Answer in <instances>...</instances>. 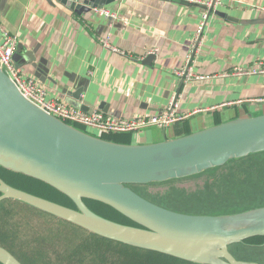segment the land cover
<instances>
[{"label":"crops","instance_id":"obj_1","mask_svg":"<svg viewBox=\"0 0 264 264\" xmlns=\"http://www.w3.org/2000/svg\"><path fill=\"white\" fill-rule=\"evenodd\" d=\"M206 1L118 0L108 6L113 20L55 0H0V26L17 37L16 68L46 89L47 100L129 120L161 113L175 99L185 119L165 131L111 134L128 135L124 144L154 143L264 110V74L239 73L264 67V0H221L189 66L205 78L185 83L175 74ZM80 88L77 102L70 94Z\"/></svg>","mask_w":264,"mask_h":264},{"label":"water","instance_id":"obj_2","mask_svg":"<svg viewBox=\"0 0 264 264\" xmlns=\"http://www.w3.org/2000/svg\"><path fill=\"white\" fill-rule=\"evenodd\" d=\"M55 1L80 15L118 0ZM81 95L80 88L70 97L78 102ZM260 153L264 110L154 143H117L47 113L20 92L0 66V168L52 187L75 208L14 188L1 178L0 203L19 202L95 236L191 264H259L236 259L230 247L264 237V206L219 215L188 214L159 206L131 186L188 179ZM84 200L102 203L137 226L99 216ZM0 264L22 263L0 246Z\"/></svg>","mask_w":264,"mask_h":264},{"label":"trees","instance_id":"obj_3","mask_svg":"<svg viewBox=\"0 0 264 264\" xmlns=\"http://www.w3.org/2000/svg\"><path fill=\"white\" fill-rule=\"evenodd\" d=\"M74 126L83 129L78 125ZM102 137L106 140L117 143H124L129 140L128 135H103ZM249 159H258L255 163L259 165L257 167L246 165L243 170L240 168L226 173V178H224L226 181L222 186H231L232 189H243L244 187L237 186L238 183L235 181L241 179V172L244 170L248 174V178L253 177V174L255 173H261L262 169H260V166L264 163V153L251 155L244 159L229 162L223 167L215 168L204 174L191 178H199L214 173L216 174L218 171L227 170L234 163L237 164L249 161ZM262 168H264V165ZM0 177L5 183L14 188L69 208H75L69 198L38 180L2 168H0ZM261 179L257 178L253 180L262 181ZM174 182L176 181L158 184V186L169 187L168 191L160 193L161 195H159V198H154L153 195L151 197L141 191V189L147 188V186L154 185H133L131 188L147 200L177 212L208 215H219L225 210L230 211V213L241 212L235 211L232 208V204H234L232 201L220 197H216L217 199L212 200L211 198L214 197L210 196L206 197L207 200L200 198V200L209 203L205 204V207L197 206L196 202L193 204L194 202L192 201L195 198L194 194L197 191L194 193H188L187 190L182 188L170 187L174 185ZM261 186H264V184ZM222 187L219 189H222ZM202 190L208 192L211 191L210 187ZM201 192L202 191H199L198 194H201ZM156 194L158 195V193ZM84 202L90 210L99 216L120 224L137 226L129 219L102 203L90 200H84ZM31 218L39 221V224L35 228H32L31 225H29ZM19 224H24L26 227L31 228L30 233L25 234L23 238L20 235L24 232L19 228ZM101 243L104 245L107 243L111 246H105L102 248L100 246ZM0 246L7 249L13 256L21 261L22 264H159L160 261H166L165 259L180 264H191L159 253L129 247L121 243L95 236L65 221L56 219L55 217L12 200H5L0 203ZM260 250H264V237H254L243 243L235 244L230 247V252L237 259H242L239 253L241 251L253 254V252ZM50 253H52L53 256H50ZM243 259L257 261L260 264H264L262 258L261 260L246 257Z\"/></svg>","mask_w":264,"mask_h":264},{"label":"built area","instance_id":"obj_4","mask_svg":"<svg viewBox=\"0 0 264 264\" xmlns=\"http://www.w3.org/2000/svg\"><path fill=\"white\" fill-rule=\"evenodd\" d=\"M220 4L221 0H208L204 3L207 10L203 12L201 16L185 64L183 67L175 71V74L182 78L185 83L203 80L205 78L193 74L191 69H189V66L197 52L203 31L210 18V14L213 9ZM91 12L98 17L113 20L117 18V13L110 10L108 7L92 8ZM101 43L104 46H108V39L101 40ZM17 44V37L9 34L8 31L0 26V66L11 77L20 92L27 99L65 123L78 125L84 130L93 131L96 134L103 136L111 134H139L142 131L153 127L157 129L168 128L174 123L185 119V116L179 115L178 103L175 99H172L161 113L136 116L129 120L112 119L97 111L86 113L81 109L68 106L63 102L47 100L46 89L34 78L24 75L23 72L16 68L13 57L17 49ZM239 73L245 75L264 74V67L252 68L247 71L239 69Z\"/></svg>","mask_w":264,"mask_h":264},{"label":"rangeland","instance_id":"obj_5","mask_svg":"<svg viewBox=\"0 0 264 264\" xmlns=\"http://www.w3.org/2000/svg\"><path fill=\"white\" fill-rule=\"evenodd\" d=\"M86 131L92 133L89 130H86ZM256 161H258V159H252V160L249 159V161H244V162L237 163V164L234 163L227 170L218 171V173L216 174L215 173L209 174V175L201 176L199 178L182 179L181 181L174 182V185L170 187L182 188L184 190H187L188 193H194L197 191L194 194L195 198L192 201L194 202L193 204H195L196 202V205L200 207H205L204 205L209 203V202L200 200V198L207 200L206 199L207 196L214 197V198H211V200L217 199L216 197H220L222 199L223 198L229 199V201H232L234 203L232 204L233 206L232 208L235 211H242V210H248V209H252L256 207H261V206H264V186H261L262 184H264V180H263L264 179V168H262L264 163L260 166V169H262V172L259 174H256V173L253 174L254 175L253 177L248 178V174L246 173V171L245 170L242 171L246 165H249L251 167H257L259 164L255 163ZM247 163H250V164H247ZM240 168H242L241 179H238L235 182L238 183L237 186H241L244 188L243 189L242 188L232 189L231 186L222 187L226 181L224 180V178H226L225 174L232 170H235V169L238 170ZM257 178H260V179L263 178V179H261L262 181L253 180ZM209 187L211 189L210 192L202 190V189L209 188ZM221 187L222 189H219ZM168 189H169L168 186L166 187V186L154 185V186H147V188H143L141 189V191L145 194L150 195L151 197L153 195L154 198H159L160 197L159 195H161L160 193H164L165 191H168ZM199 191H202L201 194H198ZM156 193H158V195ZM228 213H230V211L225 210L223 213H220V214H228ZM38 224H39V221L37 219L31 218L29 221V225H31L32 228H35ZM18 226L24 232L22 235H20L22 238L24 237L25 234L30 233L31 228L26 227L24 224H19ZM100 246L103 248L105 246L110 247L111 245L107 243H105L104 245L101 243ZM239 253L242 259H238V260H241V261H249V260L243 259L244 257L256 258L255 260H261L262 258L264 260V250L253 252V254L242 252V251ZM50 256H53V254L50 253ZM165 260L166 261H163V262L160 261L159 264H180L178 262L171 261L169 259H165ZM252 262H255V261H252ZM256 263H259V262L256 261Z\"/></svg>","mask_w":264,"mask_h":264}]
</instances>
